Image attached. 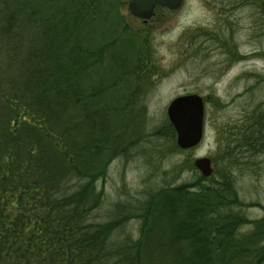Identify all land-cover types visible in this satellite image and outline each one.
<instances>
[{
  "label": "trees",
  "instance_id": "trees-1",
  "mask_svg": "<svg viewBox=\"0 0 264 264\" xmlns=\"http://www.w3.org/2000/svg\"><path fill=\"white\" fill-rule=\"evenodd\" d=\"M118 11L112 0H0V61L11 69L0 80V264H264V217L235 212L231 163L209 178L189 164L192 181L158 189L140 212L90 220L96 182L150 84L149 38ZM25 26L35 29L28 40ZM231 136L264 154V112ZM131 219L137 236L114 243Z\"/></svg>",
  "mask_w": 264,
  "mask_h": 264
},
{
  "label": "rangeland",
  "instance_id": "rangeland-1",
  "mask_svg": "<svg viewBox=\"0 0 264 264\" xmlns=\"http://www.w3.org/2000/svg\"><path fill=\"white\" fill-rule=\"evenodd\" d=\"M112 1L129 30L149 38L151 75L132 112L139 116L137 120L132 117V125L126 129L127 138L121 143L124 150L111 160L104 179L96 182L102 201L90 220L103 223L123 210L140 212L158 189L192 181L195 175L189 164L193 166L198 158L210 159L218 173L232 165L234 186L242 202L235 212L248 223L261 220L264 154L235 147L231 134L235 126L264 112V13L259 8L264 0H183L174 12L157 8L146 23L130 16L128 0ZM109 23L105 19L101 24V34ZM25 27L21 35L28 40L35 29ZM4 67L0 61V80L11 70ZM192 94L205 103L204 135L197 147L181 151L175 136L171 139L165 130L166 107L174 98ZM228 153L230 160L223 162ZM140 222H126L125 230L114 234V243L129 233L136 237ZM252 229L249 224L241 232Z\"/></svg>",
  "mask_w": 264,
  "mask_h": 264
},
{
  "label": "water",
  "instance_id": "water-1",
  "mask_svg": "<svg viewBox=\"0 0 264 264\" xmlns=\"http://www.w3.org/2000/svg\"><path fill=\"white\" fill-rule=\"evenodd\" d=\"M183 0H128L127 9L133 18L146 23L155 15V10L177 11ZM204 100L198 95H184L174 98L166 107V116L175 133V145L181 151L197 147L204 135ZM194 168L204 177L213 173L210 159L198 158Z\"/></svg>",
  "mask_w": 264,
  "mask_h": 264
}]
</instances>
